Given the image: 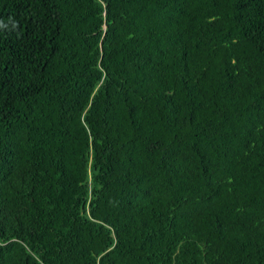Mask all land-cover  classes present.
I'll return each instance as SVG.
<instances>
[{"label":"trees","instance_id":"1","mask_svg":"<svg viewBox=\"0 0 264 264\" xmlns=\"http://www.w3.org/2000/svg\"><path fill=\"white\" fill-rule=\"evenodd\" d=\"M0 264H264V0H0Z\"/></svg>","mask_w":264,"mask_h":264}]
</instances>
